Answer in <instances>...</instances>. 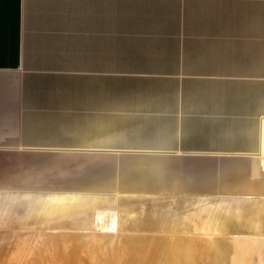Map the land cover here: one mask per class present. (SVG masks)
I'll use <instances>...</instances> for the list:
<instances>
[{
	"label": "crops",
	"instance_id": "1",
	"mask_svg": "<svg viewBox=\"0 0 264 264\" xmlns=\"http://www.w3.org/2000/svg\"><path fill=\"white\" fill-rule=\"evenodd\" d=\"M102 84H111L113 92L117 84H222L207 123L200 124L204 112L185 106L190 116L180 108L170 136L183 146L188 136L233 135L246 139L200 151L262 153L264 0H0V154L33 151L39 130L71 121L100 132L103 120L140 126L151 114L166 121L172 113L129 106L146 104L141 100H104ZM258 202L214 213L218 232L241 234L236 219L246 217L264 234V198ZM180 226L176 220L173 228ZM193 240L217 253L207 251L200 263L195 246L180 253L183 239H175L164 244L171 257L160 251L154 261L228 263L227 240ZM257 244L262 257L255 264H264V238ZM173 257L176 262L167 259Z\"/></svg>",
	"mask_w": 264,
	"mask_h": 264
},
{
	"label": "rangeland",
	"instance_id": "2",
	"mask_svg": "<svg viewBox=\"0 0 264 264\" xmlns=\"http://www.w3.org/2000/svg\"><path fill=\"white\" fill-rule=\"evenodd\" d=\"M219 86L117 84L113 92L111 84H102L104 100L113 95L119 102L141 100L146 104L129 106L172 113L166 121L158 120L162 114H151L140 126L103 120L100 132L81 130L71 121L39 130L40 144L33 151L0 154V264H157L154 255L167 251L171 257L173 250L164 244L175 239H183L180 253L195 246L193 257L201 263L204 253L217 249L201 248L193 239L205 242L214 236L230 242L227 264L261 260L259 224L237 218L243 232L221 234L213 214L264 198V118L262 153L200 151L212 143L240 146L246 139L233 135L188 136L183 146L170 136L177 131L172 127L178 126L180 108L187 116V106L204 112L200 124L207 123L206 111L221 95ZM143 166L153 169L144 176ZM187 259L177 264L192 260Z\"/></svg>",
	"mask_w": 264,
	"mask_h": 264
},
{
	"label": "bare ground",
	"instance_id": "3",
	"mask_svg": "<svg viewBox=\"0 0 264 264\" xmlns=\"http://www.w3.org/2000/svg\"><path fill=\"white\" fill-rule=\"evenodd\" d=\"M262 151L264 152V146L262 147ZM153 167H150V166H143L141 169H140V172H141V175L143 174L144 176L148 175L149 173L148 172H151L150 170H152Z\"/></svg>",
	"mask_w": 264,
	"mask_h": 264
}]
</instances>
